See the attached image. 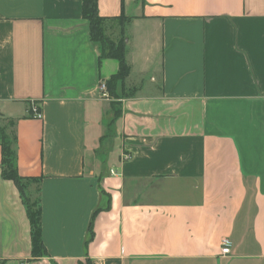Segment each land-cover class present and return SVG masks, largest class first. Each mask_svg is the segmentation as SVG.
Segmentation results:
<instances>
[{"label":"crops","instance_id":"crops-1","mask_svg":"<svg viewBox=\"0 0 264 264\" xmlns=\"http://www.w3.org/2000/svg\"><path fill=\"white\" fill-rule=\"evenodd\" d=\"M82 4L0 0V264H264V0H98L116 98Z\"/></svg>","mask_w":264,"mask_h":264},{"label":"trees","instance_id":"trees-1","mask_svg":"<svg viewBox=\"0 0 264 264\" xmlns=\"http://www.w3.org/2000/svg\"><path fill=\"white\" fill-rule=\"evenodd\" d=\"M83 17L88 21L90 26L91 39L99 45L101 57H116L120 61V70L106 81L108 91L112 97H116L115 89L117 83L127 77L129 67L125 60L124 42H114L111 40L105 31V23L107 18L99 15L98 0H83L82 4ZM120 20L124 22L127 18L123 14ZM105 45H109L106 47ZM15 134L8 132L5 127L0 126V144L2 146V165L3 175L14 180L19 186L24 196V201L27 207V212L31 222V235L33 242V251L38 253L40 248L44 247L42 240L41 228V205L39 200H32L25 192L24 178L17 172V154L14 147ZM91 264V263H87Z\"/></svg>","mask_w":264,"mask_h":264},{"label":"built area","instance_id":"built-area-1","mask_svg":"<svg viewBox=\"0 0 264 264\" xmlns=\"http://www.w3.org/2000/svg\"><path fill=\"white\" fill-rule=\"evenodd\" d=\"M99 89L105 95L107 94V85L105 82H101ZM29 110H30V114L32 117H35V118H41L42 117V112H41L39 105L37 103L32 102ZM130 157H131L130 155H125V159H129ZM221 251H222V254H225V255L230 253V244L228 241L224 242ZM23 264H27V263H23Z\"/></svg>","mask_w":264,"mask_h":264},{"label":"rangeland","instance_id":"rangeland-1","mask_svg":"<svg viewBox=\"0 0 264 264\" xmlns=\"http://www.w3.org/2000/svg\"><path fill=\"white\" fill-rule=\"evenodd\" d=\"M118 43V42H117ZM106 47H109V45H105ZM114 98V97H113ZM116 98V97H115Z\"/></svg>","mask_w":264,"mask_h":264}]
</instances>
